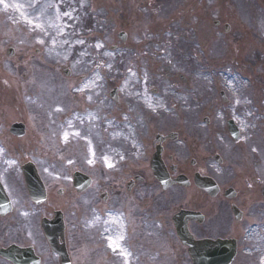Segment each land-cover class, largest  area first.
Returning <instances> with one entry per match:
<instances>
[{
	"label": "rangeland",
	"instance_id": "rangeland-1",
	"mask_svg": "<svg viewBox=\"0 0 264 264\" xmlns=\"http://www.w3.org/2000/svg\"><path fill=\"white\" fill-rule=\"evenodd\" d=\"M121 1L125 2L114 0V3L109 4L107 1V5L120 6ZM61 5L70 8L63 10L62 16L58 13ZM74 9L80 11L74 14ZM232 9L236 12L234 19L230 16ZM216 10V15L211 18L215 20L217 17L222 24L230 23L233 29L229 36L212 32L214 30L210 24H207L205 34L189 36L162 29L160 34L154 35L162 44L146 48V43L137 41L136 44L129 42L122 45L116 41V36L125 32L129 38L135 37L139 33V24H142L141 27H151L152 18H149L147 10L133 19H127L131 28L124 30L128 27H124L125 20L121 19V13H107L106 0H0V130L20 121L26 125L28 132L25 147L16 146L12 141H2L0 136V164L1 167L29 161L39 166L43 164L49 172L44 167H37L44 179L52 183L53 196L60 187L67 192L57 199L56 207L52 210L62 211L64 215L66 246L72 264H191L188 257L184 258V249L170 234L173 211L168 204L166 208L155 209L159 221L152 229L153 235H157L155 239L148 240V245L146 239H141V234L139 237L140 227L132 225L131 215L125 212L131 207H122L124 211H118L123 216L110 208L101 210L106 208V204L107 207H113L115 200L126 194L125 169L141 175L148 171V161L154 153L151 142L156 135L170 133L168 129L174 126L175 132L183 135L178 146H189L195 150L197 161L203 158L202 154L218 155L213 144L218 139L223 163L217 166L208 162L207 169L217 180L223 178L221 182L227 180L236 188L241 196L237 203L245 213L244 232L232 234L239 240L238 254L233 264H264V204L260 193V186L264 184V154L256 158L253 155L255 147L251 148L247 142L251 137L259 142L256 146L264 147V26L263 29H255L256 25L251 28L246 10L241 9V6L237 8L236 0H227ZM168 17L169 11H165L163 16L159 15L158 24L165 25ZM238 17L246 28H251L249 32L241 33V30L234 29L239 27ZM87 22L91 23L89 31ZM55 47L59 53L55 52ZM9 48L14 51L11 58L7 57ZM50 67L63 81L62 70L68 68L71 72V77L66 79L69 86L54 82L56 76ZM168 67L177 75L183 74L187 78L186 83L178 81L176 75L171 77L170 72H166ZM31 71H35L38 76L30 78L35 82L27 83ZM8 73L11 74V85L18 86L15 89L5 84ZM162 76H169L170 79H158ZM25 84L28 90L31 88L39 94L40 102L29 91L26 99L22 100V87ZM113 89L118 90L123 105L116 106L109 99ZM65 90L75 96L76 109L67 114L68 118L63 116L60 124L61 128L72 127L73 131L61 137L59 147L56 144L45 146L33 128L38 127L41 136L46 139L49 137L48 131L53 128V121L45 120L40 126L30 115L33 120L30 122L21 106L25 109L28 107L29 113H43L38 105L45 103L50 95H58L59 99L63 97L65 104L70 102L73 106L72 96L68 92L65 94ZM220 92L224 93L226 104L219 99ZM204 94H207L205 104L200 106L206 107L205 113L197 104L199 97ZM169 100H174L173 109L169 108ZM135 102H139V106L133 105ZM188 103L196 104L194 117L198 119L201 129L203 122L210 120L208 136L202 137V140L194 139L192 132L185 131L186 116L182 107H188ZM148 106L153 108V115L159 114L154 116L153 122L147 116ZM84 116L89 124H95L89 125ZM228 120L235 122L241 134L237 143L230 141L232 150L226 145L229 144L227 138L217 135L219 126L226 135ZM82 127H85L89 138L93 133H104L105 137L115 136L116 142L105 141L102 152L106 156L100 157L103 158L100 162L96 159L99 149L95 147L90 150L86 142L80 158L70 155L62 161L58 154L68 153V144L76 140L74 137ZM113 151L119 158L111 156ZM132 154H136L135 159L131 157ZM62 164L66 167L65 173L60 171ZM75 171H83L94 177H91L94 186L90 191L81 195L73 191L70 178ZM55 176L59 181L55 182ZM13 180L15 183L11 193L20 197V178L13 176ZM56 183L60 186H56ZM108 186L114 187L109 191ZM70 192L73 194L70 195ZM104 192L111 195L109 202L100 201L99 197ZM185 195H193V191L188 190L181 196ZM171 198L167 199L173 201ZM52 199L55 198L50 197L49 201ZM184 200L181 197L178 201ZM24 204L32 208L28 202L17 203L15 207L24 211L21 209ZM186 206L182 203L179 208ZM163 209L166 212H161ZM98 213L103 216V225L100 226L103 231L96 237L88 228L91 226L90 214L98 219ZM17 219L27 223L23 215ZM146 227L143 225L144 230ZM223 228H228L227 221ZM135 237L140 242L128 239ZM168 245L174 247L172 252ZM134 252L136 254L130 263ZM44 263L54 264L49 258Z\"/></svg>",
	"mask_w": 264,
	"mask_h": 264
},
{
	"label": "flooded vegetation",
	"instance_id": "flooded-vegetation-1",
	"mask_svg": "<svg viewBox=\"0 0 264 264\" xmlns=\"http://www.w3.org/2000/svg\"><path fill=\"white\" fill-rule=\"evenodd\" d=\"M191 1L192 0H183L184 4L186 6V16H187L186 17L187 25L184 26V28H183L184 31H192V29H191L192 13L195 16H199L205 11L204 7L199 6V1H196L195 5H191ZM236 1H237V8H240V6L245 5V4H247V5L251 4L250 0H236ZM237 21H239V17L237 18ZM175 23H176V19L174 18L173 19V26L176 25ZM214 24L219 25L220 23L218 22V23H214ZM194 31H196V29H194ZM180 137H182V136H180ZM172 138H177V135L173 136ZM160 139H161V141H163L162 159L164 162L166 159L168 160V162H171V163H175L177 160L182 161V160L186 159L188 155L190 157H195V150L191 149V147H183V148L177 149L175 147H172L173 144H176V142H171L170 139L169 140L165 139V137H164V139L162 137ZM167 146H169L170 151L167 154H165L166 152L164 150ZM169 153H171V156ZM172 157L176 158L175 162L171 161ZM207 160H211V156L203 157L200 162H197L196 159H193L190 162V167H188V166H185L184 168L176 167V170L174 169L173 173L170 172V170H169L170 178L175 179L178 176H185L188 180L192 179L193 181H195V179L201 180L204 178H210L209 173H208L206 167L204 166V163ZM0 180H1L2 185L6 191V194H7V197L9 198L10 203L13 205V203L18 199V197L11 194V178H10V176L6 177V175H4L3 177H0ZM129 184L131 186L130 193L139 192V187L136 184L135 180H130ZM189 190H193L194 194H196V195L207 197V195L203 191L196 188L193 184H192V187L190 185ZM59 193L60 192H58V194ZM60 195L63 196L62 193H60ZM70 195H72L71 192H70ZM147 195H149V194H147ZM147 195L141 191V192L135 194V197H138L141 200H145V196H147ZM48 199H49V195H47V201H48ZM218 199L221 201V198H218ZM21 200H22V197H21L20 201ZM215 200H217V198ZM46 204H47V202L44 205H42V207L45 206ZM51 204L53 205L52 208L56 207L57 199L52 201ZM146 207H149V206L146 205ZM193 208H191V209L193 210ZM155 209H156V205L151 204V209H149L147 214L143 215V217L141 218V221H144L145 218H148V220H150L151 222H154V220L158 216ZM137 212H139V213L142 212L141 211V204L138 205ZM50 213H54V209L51 210L50 212H46V215H48ZM38 216H40V217L44 216V215H42V211L40 208L38 209V215L31 217V221L29 223L18 224L19 227L22 228V230L20 232L18 231V229L16 227L18 219H17V216L15 215V213L10 212L8 215H6L4 217H0V252L1 251H7L10 249L14 250L11 252V261L17 260V261L22 262V258H24V256H26V254L28 255V252H31V253H33V255L36 258H38L39 264H44V262H45L44 259H45V257H47L46 256V247H45L46 242L44 240H42V237L39 234L40 231H39V225L37 226V219L40 217H38ZM136 216H138V215L136 214ZM44 217H46V216H44ZM44 217H42V218H44ZM91 217L93 220H91V226H90L89 230L92 233V235H95L97 233L96 236H100L101 231H103V230H100V226H101L100 220L95 219L94 216H91ZM206 224H207L206 222H203L202 224H196V223L190 224L191 233L193 234V236L195 238H204V237H207L208 235L219 234V229H217L216 227H213L212 225L207 227ZM17 250H24V251L19 252ZM0 264H13V263L8 261L7 259H4L0 255ZM29 264H32V262H29Z\"/></svg>",
	"mask_w": 264,
	"mask_h": 264
},
{
	"label": "water",
	"instance_id": "water-1",
	"mask_svg": "<svg viewBox=\"0 0 264 264\" xmlns=\"http://www.w3.org/2000/svg\"><path fill=\"white\" fill-rule=\"evenodd\" d=\"M14 129H16V128H14ZM158 173L160 175H162V173L159 170H158ZM28 177H31V175H28ZM157 178L161 181V184L165 183L163 178L158 177V176H157ZM29 185H31V184L29 183ZM34 186H35V184L32 182L31 189H34ZM30 194H31V196H35V197L38 196L37 194H34L32 191L30 192ZM39 196L41 197V192H39ZM56 222H58V221H56ZM44 231H45V235L47 237H51V245L53 247V251L57 252L61 256L63 264H68L64 249L62 247H58V245L56 244V239L60 238L61 240H63L62 224L58 222V223H56L55 226L48 227L47 230L45 228ZM185 242H186V240H185ZM186 243H188V242H186ZM198 251H199V249L193 251L195 254L196 260H199L198 257L201 256ZM202 252H201V254H202ZM207 252H205V254ZM203 255H204V253H203Z\"/></svg>",
	"mask_w": 264,
	"mask_h": 264
},
{
	"label": "bare ground",
	"instance_id": "bare-ground-1",
	"mask_svg": "<svg viewBox=\"0 0 264 264\" xmlns=\"http://www.w3.org/2000/svg\"><path fill=\"white\" fill-rule=\"evenodd\" d=\"M59 137V136H58Z\"/></svg>",
	"mask_w": 264,
	"mask_h": 264
}]
</instances>
